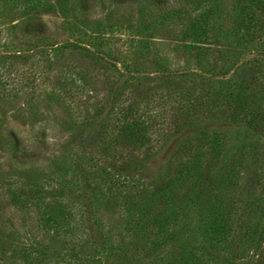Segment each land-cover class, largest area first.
<instances>
[{
    "label": "rangeland",
    "instance_id": "rangeland-1",
    "mask_svg": "<svg viewBox=\"0 0 264 264\" xmlns=\"http://www.w3.org/2000/svg\"><path fill=\"white\" fill-rule=\"evenodd\" d=\"M183 121L204 135L174 155ZM236 122L257 138L241 142ZM128 159V180H105ZM223 173L234 186L217 202L264 196V0H0V264H170L178 238L188 264H252L264 212L203 236ZM186 174L195 192L174 205ZM159 190L167 211L150 225L140 194Z\"/></svg>",
    "mask_w": 264,
    "mask_h": 264
},
{
    "label": "trees",
    "instance_id": "trees-1",
    "mask_svg": "<svg viewBox=\"0 0 264 264\" xmlns=\"http://www.w3.org/2000/svg\"><path fill=\"white\" fill-rule=\"evenodd\" d=\"M96 0H80L81 3V7L84 10H88L92 4L95 2ZM116 3H129L132 2L134 0H112ZM157 5H164L166 3V0H149ZM42 31V26H37L36 24H30L28 25V29L27 32L30 34L36 33V32H41ZM72 48H75L76 50L81 51V53H84L86 55H89L90 52L82 47H77V46H72L69 45ZM63 48H65V46H63ZM91 59L97 61L99 63V65H102L103 67L108 66V62L99 56H93L90 57ZM135 105L134 99L132 97L131 101L128 102L127 104V108L128 110H126V112L124 113L123 119L126 120V122H132L133 118L131 117V108ZM223 122V126H228L231 124V121L229 120V118H225L222 120ZM237 124V129L235 130L236 133V138L240 139L241 142L243 141H248V140H253L255 138H257V131L252 127L251 124L249 123H245V122H241L239 124V122H236ZM133 127H131L132 129ZM204 126L202 124H199L198 122H193V121H183L181 122L177 127H175V129L172 131L171 136L172 139H174L176 141L175 146H174V150H173V154H177L179 152H181V149H183V147H185L189 142H190V138L191 136L198 138L204 135ZM15 143L17 145L18 141L14 138ZM210 145H212V153L216 154L218 152V148H219V143L215 141V139H211L210 140ZM235 150V149H234ZM236 152V151H235ZM219 153V152H218ZM222 155H224L225 158L228 159H232V157H234V153L232 150H226V148H224V150L222 151ZM16 160L19 161H24L27 159L33 158V155H26V154H19V155H14ZM224 158V159H225ZM127 162V163H126ZM133 159H128L125 161L124 163V167L122 166H118L116 169H114L112 172H107L105 173V180L107 181H114V180H128L125 179L127 177H129L127 171L130 170V168L132 170H136V167L134 166L135 164ZM132 164V165H131ZM231 173V172H229ZM229 173H223L222 176H220L219 180H216V184L219 183V187L216 190H209L207 191V195L213 197V201L216 202V204L211 203L207 208H209V212L211 211V214L208 215V217H206L207 222L203 224V236L204 238H208V240L210 241H214L216 243H218L221 239V233L222 231H224V227L227 226H223V225H228L232 223V221H240L238 222L240 225L244 224L247 225V223H243L245 216L242 217V212L241 210H245V209H255L258 210V212L262 215V213L264 212V196L262 197L261 195H257V194H246L244 195V197H241V199L239 200L240 205L236 206L234 204V202L232 200H228L225 201L223 200V202H217V201H221V198H223V196H226V194H228V192L230 191V189H233L232 187L234 186V183L231 181L232 179V174L230 175ZM214 177L212 175V170H208L204 173L203 177L199 176V173L197 174V179L195 181H199V185L196 186L194 183V178L189 176V174L183 175L180 177V183L178 185V187L176 188V190L173 191L172 193V203L174 205H179L181 201L187 200L188 202L190 201V193L191 192H195V186H196V191L197 196L202 194L204 192V183L205 181H207V179L209 180L210 178ZM201 177V179L199 178ZM196 182V183H197ZM231 184H233V186H231ZM211 191H216L218 196H219V200L218 197L216 195H212L210 194ZM143 194V193H142ZM149 195H151L154 198V203L152 205H150V201L146 200ZM149 195L146 196H142L140 194V201L145 203V207L148 208L147 210V219H149L150 221V225L152 223L157 222V218L158 216H161V214L166 213L167 209H166V205H165V199H164V191L159 190L157 191V193H149ZM208 202V200L206 201ZM243 207V208H242ZM173 214V213H172ZM264 214V213H263ZM236 217V218H234ZM248 226V225H247ZM258 228L256 229V232L254 233V235L251 233V235H253L252 239H250V244L251 246H256L257 248L260 249L259 254H257L256 260L254 261V263L252 264H264V247H262V240H263V235H262V227H260V223L257 225ZM246 228V227H245ZM250 227L246 228L245 231H250L249 229ZM244 232V231H243ZM251 232V231H250ZM245 234V232H244ZM152 247H156L154 244ZM186 248L184 246V242L183 240H180L179 238L176 240L175 245L172 247V253H171V257L173 256V261L170 264H174L175 261L177 260L176 264H180V262H182V264H188L186 262L183 261V252H185ZM170 257V258H171ZM169 258V259H170ZM180 258V259H179ZM168 260H163L162 262H160L159 264H169ZM195 264V262H194Z\"/></svg>",
    "mask_w": 264,
    "mask_h": 264
}]
</instances>
